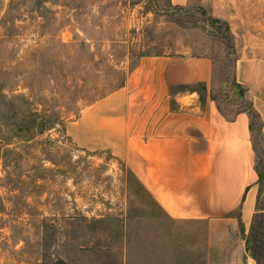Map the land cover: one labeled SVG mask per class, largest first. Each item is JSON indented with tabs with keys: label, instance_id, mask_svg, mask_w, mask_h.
<instances>
[{
	"label": "rangeland",
	"instance_id": "rangeland-1",
	"mask_svg": "<svg viewBox=\"0 0 264 264\" xmlns=\"http://www.w3.org/2000/svg\"><path fill=\"white\" fill-rule=\"evenodd\" d=\"M241 1L264 23V0ZM237 48L229 24L198 4L0 0V264H202L196 227L169 220L110 150L74 136L141 57L202 54L219 115L249 117L260 211L247 237L264 264V132L235 79ZM188 91L199 96L183 102L204 104L202 83L173 87V103Z\"/></svg>",
	"mask_w": 264,
	"mask_h": 264
},
{
	"label": "crops",
	"instance_id": "crops-1",
	"mask_svg": "<svg viewBox=\"0 0 264 264\" xmlns=\"http://www.w3.org/2000/svg\"><path fill=\"white\" fill-rule=\"evenodd\" d=\"M169 3L198 4L229 24L239 51L235 79L246 89L264 132L260 17L241 0ZM213 68L207 54L143 56L122 87L82 112L74 136L80 146L110 150L169 220L192 223L202 264H257L247 247L259 202L252 154L244 139L249 117L240 113L230 122L219 115L210 93ZM197 83L206 87L204 104L190 91L177 94L173 103V87ZM194 94L193 102L181 100Z\"/></svg>",
	"mask_w": 264,
	"mask_h": 264
},
{
	"label": "trees",
	"instance_id": "trees-1",
	"mask_svg": "<svg viewBox=\"0 0 264 264\" xmlns=\"http://www.w3.org/2000/svg\"><path fill=\"white\" fill-rule=\"evenodd\" d=\"M258 207H259V202H258ZM259 210V209H258ZM260 211V210H259ZM247 247L248 249L251 251V254L252 256L255 258V260L257 261V264H261V261H260V258H259V255L254 252V250L251 248L250 246V241H249V238H247Z\"/></svg>",
	"mask_w": 264,
	"mask_h": 264
},
{
	"label": "water",
	"instance_id": "water-1",
	"mask_svg": "<svg viewBox=\"0 0 264 264\" xmlns=\"http://www.w3.org/2000/svg\"><path fill=\"white\" fill-rule=\"evenodd\" d=\"M38 131L41 132L42 131V122L39 123V126H38Z\"/></svg>",
	"mask_w": 264,
	"mask_h": 264
}]
</instances>
